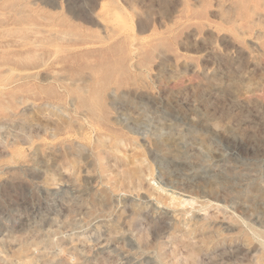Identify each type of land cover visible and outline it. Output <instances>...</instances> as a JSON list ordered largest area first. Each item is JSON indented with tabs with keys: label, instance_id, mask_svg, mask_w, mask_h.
Segmentation results:
<instances>
[{
	"label": "rangeland",
	"instance_id": "1",
	"mask_svg": "<svg viewBox=\"0 0 264 264\" xmlns=\"http://www.w3.org/2000/svg\"><path fill=\"white\" fill-rule=\"evenodd\" d=\"M0 264H264V0H0Z\"/></svg>",
	"mask_w": 264,
	"mask_h": 264
},
{
	"label": "bare ground",
	"instance_id": "2",
	"mask_svg": "<svg viewBox=\"0 0 264 264\" xmlns=\"http://www.w3.org/2000/svg\"><path fill=\"white\" fill-rule=\"evenodd\" d=\"M114 15H115V14H114ZM122 19H124V18L122 17ZM119 21H120V20H119ZM126 22H127V21H126ZM122 23H123V22H122ZM123 24H124V23H123ZM125 24H126V23H125ZM126 25H127V24H126ZM45 40H48V39H45ZM43 41H44V40H43ZM44 42H45V41H44ZM44 42H43V43H44ZM46 43H47V42H46ZM25 59H26V58H25ZM23 60H24V59H23ZM5 67H6V66H5ZM7 67H8V66H7ZM5 69H6V68H5ZM10 69H12V68H10ZM8 70H9V69H8ZM25 71H26V70H25ZM27 72H28V71H27ZM26 75L29 76V73H26Z\"/></svg>",
	"mask_w": 264,
	"mask_h": 264
}]
</instances>
